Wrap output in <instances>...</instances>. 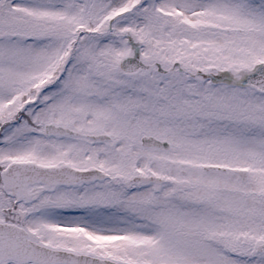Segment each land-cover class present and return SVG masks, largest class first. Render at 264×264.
<instances>
[{
  "label": "snow or ice",
  "instance_id": "snow-or-ice-1",
  "mask_svg": "<svg viewBox=\"0 0 264 264\" xmlns=\"http://www.w3.org/2000/svg\"><path fill=\"white\" fill-rule=\"evenodd\" d=\"M0 264H264V0H0Z\"/></svg>",
  "mask_w": 264,
  "mask_h": 264
}]
</instances>
